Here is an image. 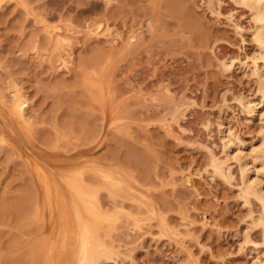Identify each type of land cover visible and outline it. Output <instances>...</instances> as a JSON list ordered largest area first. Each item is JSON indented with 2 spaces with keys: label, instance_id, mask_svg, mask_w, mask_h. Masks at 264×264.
Returning <instances> with one entry per match:
<instances>
[{
  "label": "rangeland",
  "instance_id": "rangeland-1",
  "mask_svg": "<svg viewBox=\"0 0 264 264\" xmlns=\"http://www.w3.org/2000/svg\"><path fill=\"white\" fill-rule=\"evenodd\" d=\"M234 1L0 0V264L264 258L230 157L261 135L264 61Z\"/></svg>",
  "mask_w": 264,
  "mask_h": 264
},
{
  "label": "bare ground",
  "instance_id": "bare-ground-1",
  "mask_svg": "<svg viewBox=\"0 0 264 264\" xmlns=\"http://www.w3.org/2000/svg\"><path fill=\"white\" fill-rule=\"evenodd\" d=\"M234 2L240 3L241 5L245 6L249 10V13L251 14V16L254 20L253 22L255 24L254 25L255 28L253 29L254 30L253 35H254L255 41L257 42L258 49H260V51H259V53H260L259 55L261 56L260 60L262 59L264 61V0H235ZM231 63H234V62H232V59H228L224 62V66L228 68L232 65ZM263 97H264V73H260L259 74L258 99L261 100V99H263ZM241 103H243V102H241ZM244 103H243V106L249 105V101L246 102V104H244ZM24 105H26V104L23 101H21V100L16 101L14 109L19 116L20 115L22 116L24 114L23 113ZM249 108L250 107H247V109H249ZM262 119L264 121V117ZM262 129H261L262 132L261 131L259 132L261 135L257 140L258 141L257 144L251 147L252 148L250 151L251 153L246 154L245 151L243 152V150H240V148H235L234 151L237 155L234 156V154L232 153L233 155H231V156L229 155V156L232 157V159H235L237 161V163L239 164V170H240L241 182H242L241 183V186H242L241 187V192H242L241 195H243V197H246V199H244V201L249 199L248 200V203H249L250 198H252V199H255L258 202V204H260V206H259L260 212L258 213V215H256V216L254 215L251 217H252L253 227H257V228L260 227L263 230L262 232H264V126ZM219 132L221 134L220 139L223 142V146L225 147V149L230 150L231 146L234 145L236 143V141L233 140V138H231L230 135H228L229 134L228 131L226 132L225 130H223L221 128ZM238 144H236V145H238ZM216 163L215 162L213 163L215 169H217V166H219V163H217V164ZM219 168H220V166H219ZM219 168L216 170L217 172H219L218 170H221V168L220 169ZM93 193H94L93 190L90 191V193H89V191L84 193L82 190H81V192H79V196H80L79 203H80L81 207H84V208L90 207V208H88V210H90L92 207L91 205L94 206V200H93L94 195H93ZM92 202H93V204H91ZM246 203H247V201H246ZM98 205H99V203H98ZM23 208H25V207H23ZM103 218L106 219V217H103ZM95 234H97V233H95ZM263 235H264V233H263ZM92 241H93V239H92ZM96 242L94 241V244L92 243L93 246H91L92 248L90 251L86 250L87 254L85 255L81 264H99V262H96V260L94 258L97 256L98 253L100 254V252H98L97 249H100L101 246L99 247L96 244ZM92 249H95V250H92ZM100 250H102V249H100ZM107 254H109V253H107ZM100 257L101 256H98L96 259H98ZM108 257H110V256H108ZM82 258H83V256H82ZM101 258H103V257H101ZM107 261H105V263L109 262V261L108 262ZM254 264H264V258H260V259L258 258L254 262Z\"/></svg>",
  "mask_w": 264,
  "mask_h": 264
}]
</instances>
